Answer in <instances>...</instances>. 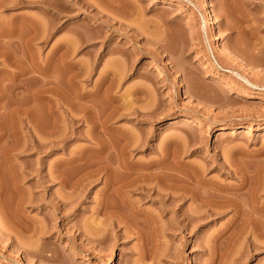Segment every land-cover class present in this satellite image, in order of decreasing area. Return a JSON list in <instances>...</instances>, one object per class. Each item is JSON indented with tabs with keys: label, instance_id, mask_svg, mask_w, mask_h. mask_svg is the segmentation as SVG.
<instances>
[{
	"label": "rangeland",
	"instance_id": "1",
	"mask_svg": "<svg viewBox=\"0 0 264 264\" xmlns=\"http://www.w3.org/2000/svg\"><path fill=\"white\" fill-rule=\"evenodd\" d=\"M29 1L34 4L0 7V93L16 90L21 103L32 102L29 97L37 90L35 79L42 76L30 73L13 82L9 74L27 68L32 59L46 64L59 42H77L81 31L92 40L73 57V63L89 69L77 88L69 89L59 67L52 71L54 64L51 75L40 79L63 81V95H69L68 99L76 95V89L77 94L90 96L88 105L96 107V113L101 111L100 116L105 113L102 120L114 107L113 115L135 114L110 116L108 123L104 120L113 130L109 135L113 148L119 147L120 132L134 133L140 145L147 142L145 149H129L132 166L156 164L168 154L173 170L182 165L188 170L198 168L207 183L232 189L241 185L245 173L253 175L264 169V0H207L215 13L213 27L206 25L210 10L204 6L205 0H122L126 2L123 7L121 0H48L60 11L61 19L37 3L48 1ZM72 1L76 6L67 8ZM8 3L14 5L12 0ZM202 58L208 65H201ZM209 69L216 75L208 77ZM160 71L165 76L160 77ZM180 82L184 89L179 88ZM228 85L233 88L227 89ZM82 101L78 105H84ZM7 102H0V128L9 130L6 138L0 137V264H264V252L252 251L247 240L238 239L236 226L227 231L233 213L209 218L184 231L172 226L181 213L176 216L168 205L165 211L159 197L147 198L140 192L126 195L142 212L153 216L149 231L142 233L144 237L131 236L129 231L126 236L122 226L118 235H107L99 246L95 223L106 191L105 179L86 184L76 194L46 180L73 154L98 149L91 141L97 134H92V125L77 124L72 136L68 120L64 149L46 154L24 152L26 126L7 115L10 110L3 109ZM43 105L36 102L33 107ZM70 106L66 107L69 115L79 120L85 115L80 107ZM175 119H192L195 124L171 126ZM198 124H203L201 130ZM35 134L43 139L41 133ZM64 168L67 179L71 178L73 168ZM258 180L264 190V177ZM196 208L193 201L183 207L188 212ZM75 255L80 258L75 260Z\"/></svg>",
	"mask_w": 264,
	"mask_h": 264
},
{
	"label": "bare ground",
	"instance_id": "2",
	"mask_svg": "<svg viewBox=\"0 0 264 264\" xmlns=\"http://www.w3.org/2000/svg\"><path fill=\"white\" fill-rule=\"evenodd\" d=\"M46 1H48V0H46ZM32 2H30L29 0H12V3H14V5H13V4H9L8 0H0V7L3 10L4 9L6 10V9H8V7L12 8V7L16 6L17 3L29 5ZM121 2H122L121 6L122 7L125 6L124 4L126 2L123 3L122 0H121ZM37 3H40L38 5H42L41 8L43 9V11L47 12L48 14L55 11L54 17H56L57 19H61V16L58 13L60 11L58 9L56 10L55 8H52V5L49 4V1L48 2H44V1L41 2L40 1ZM32 4H34V3H32ZM55 6H57V4H55ZM75 6H76L75 2L72 1L71 6L70 7L66 6V7L71 8V7H75ZM204 6L207 10H210L209 11L210 18H209V20L206 21V25L212 26L214 24L213 23L214 22L213 17H214L215 13H214L213 9H211L212 7H211L210 3H208L207 0L204 1ZM116 9L121 10L122 8L116 7ZM60 10H61V8H60ZM37 22L38 21H36L35 23H37ZM32 23H34V22L32 21ZM46 24H47V21H46ZM12 25H14V23ZM37 25H35V26H37ZM40 25H41V23H40ZM31 27H33V26H31ZM43 29H44V27H43ZM49 29H51V28H49ZM11 31H10V33H11ZM4 32H5V30H4ZM30 32H31V30H30ZM74 33L76 34V31ZM86 34L84 35V33H82L81 31H78L77 42H74L76 39L73 40L71 43L68 40H65L64 42L61 41L62 43L59 42V45L56 47V53L54 54V56H52V58L46 64L38 63L36 61L37 59L36 60L32 59L28 63L29 65L25 66L27 68L22 69L23 67L22 68L20 67L22 70H20V72L18 71L19 73L9 74V75H11L13 82L19 81L20 77H23V76L30 74V73L31 74L35 73L36 75L39 74L43 78L46 77L47 74L51 75L50 70L52 69V66L54 64L56 66H53L54 68L52 69V71H54V69H56L55 67H57V66L59 67L58 69L61 70L59 72L62 73V76H65L68 79L69 87H70L69 89L71 90V88H74V89L77 88V85L79 82L78 80L82 76L85 77V75L88 73L89 69L87 67L85 68L84 64H82V63H81L82 65L77 64L78 62L73 63V61H74L73 57L75 56L77 51H79V48L81 49L82 46L84 47V45H87L88 42H91L92 39L90 38V40H89V38H87L89 34L88 35H86ZM42 39H44V38H42ZM8 46H11V45H8ZM9 53H10V51H9ZM9 53H8V56H9ZM1 55L3 56L4 52ZM5 55H7V54H5ZM28 58H27V60H28ZM236 58H238V57H236ZM17 60H18V58H17ZM201 60H202L201 61L202 66L208 65V63H209L208 60H206L205 58H202ZM16 63H18V62H16ZM16 63H14V64H16ZM93 65H94V63H93ZM17 67H19L18 64H17ZM11 72H13V71H11ZM55 73H57V72H55ZM207 73H208L207 74L208 77L216 75V73L210 69L207 70ZM4 75H8V74L5 73ZM33 76H34V74H33ZM163 76H165L164 72L160 71V77H163ZM177 76H178V78H180V75H177ZM42 77H40V78H42ZM121 77H120V79H121ZM40 78L35 79V80H37L35 83L37 85V90L33 94L32 97H29V98H32L33 103L30 101H27V98L25 100V101H27L26 103L23 102L22 100H21L22 101V103H21L19 101V99L21 98V97L19 98L20 93L16 92V90H13L11 93H9V91H8V93L1 92L0 93V102L3 103L5 100H7L8 102L5 103V105L3 106V109L10 110L7 115L16 119L18 122H21V123L23 122L26 126V129H27L26 132H28V133H26V135L28 136V143L25 145V148L27 147V149L23 148V149H25L24 152L26 150L27 151L37 150L39 153H43V154L45 153L46 154L49 151L51 152V151L57 150L59 148L64 149L67 146L66 143L68 140L67 139L68 137H66V136H68V135H66L67 129H68V127L66 128V125H67L66 121H68V120L70 121L69 123H71V126H72V129L69 128L72 130V131L69 130V131H71L72 136L76 135V129L77 128L75 129V126H78L77 124H79V123L81 124V122H82V123H87V124L89 123L88 125H90V124L92 125V134L95 132L97 134H96V136L93 135V137H91V141L93 144L94 143L97 144L98 149H95V150L94 149H92V150H84L83 149L82 151L80 150V152H78V153L74 152L75 154H73V157L71 158V160H69V162H66V163L60 162L58 164L57 168L49 173L50 175L47 177L48 179H46V180H48L49 182H54V183L58 182L61 185V188H63V189L69 188L73 194H76V192L79 191L81 187H85L86 184L87 185L92 184L97 179L98 180L102 179V178L105 179L106 191L102 197V201L100 202L97 221L95 223V225H96L95 228L97 230V239H98L99 244H100L99 246H102V241L105 239V237L107 235H112V236H113V234L118 235L117 230L121 229L122 226H125L124 227L125 233L129 231V234L130 233L132 234L131 236L135 235L136 237L137 236L140 237V235L142 237H144L143 236L144 234H142V233H145L144 231H146V230H147V232L149 231L148 226L154 224L153 223L154 222L153 216L151 214L144 213V211L142 212L138 208L137 204L132 203L127 198V195H126L127 192H130V193L140 192L139 193L140 195H142V196L144 195L147 198L148 197L152 198L153 196H155L157 198L159 197L163 202L164 209H165V207L167 208V205L169 207H173L174 213L176 214V216L178 215V212L181 213V216H177L176 217L177 219L172 222V226L177 227V228H181L184 231L189 230V228L192 227L193 225L200 224L201 222H203L209 218L217 217V216L223 215L227 212L233 213V219L231 221V225L227 228V231L231 230L233 227L236 226L235 227V234H236L238 239L244 238L245 240H247V241H245V243L248 242L247 245L249 246V248L252 251H255L258 253L264 252V202L262 200L263 195H264V194L262 195V193H264V190H261L260 186L257 185V180L259 178L261 180V177H264V169H262V171H260V172L259 171L258 172L255 171L256 173L253 172L254 173V174L252 173L253 175H249L251 173H245L244 175L241 176V178H242L241 179L242 180L241 185L237 188L232 189V188H226V187H222L219 185L207 183L204 180L205 178L203 176V171L198 169V168H191V170H188L185 166L182 167L183 165L181 166V164H180L181 167H178V168L173 170V168L169 167L171 157L168 154L163 156L161 161L156 163V164H149V165L144 164L145 166L142 165L140 167L138 166V168L137 167L135 168L134 166L131 165L132 163L130 162L131 156L129 154V151H130L129 149L132 147H134V148L140 147L141 149H145V147H147V144H146L147 142L144 141L146 143L143 142V144L141 143V145H140V143H139L140 139L137 138V136L134 133L133 134L131 133L128 136V134L126 132H120V133H117V134H119L118 135L119 137L117 138L119 140V142L117 143L119 147H118V149L113 148L112 144L109 143L112 141L111 140L112 137L109 135H110V132L113 130L109 126L106 125L109 122V120L111 121V118L109 119L110 116L113 119V117L116 115H119V118L122 116L124 118V115H125V117H127V116L129 117V116H132L133 114L126 116V114L124 112H123L124 114L119 113L120 112V110H119V112H118L119 114L116 113V115H113L117 111V109H115V107H114L113 111L111 110V112H108L111 114L113 113L112 114L113 116L111 114L110 115L108 114V116H107V112H106V117H105L106 120L104 119L105 121H107V123H106L104 120H102V117L105 115V113H103V116H100V115H102L101 111L96 113V112H94L96 107L94 109H92L94 106L92 107V106L88 105L91 102L90 100H89V102L87 100L90 96H88L86 94L81 96V95L77 94L78 91H76L77 90L76 89L75 90L76 95H74L73 98H71L72 100L68 99L67 97H69V95H67V97L64 96L66 94H65V91L63 88V86H64L63 81L59 80V82H57L58 81L57 80L55 83H53V82H49V81H46V80L40 79ZM47 78H48V76H47ZM58 79H60V78H58ZM64 80H66V79H64ZM0 81H1V79H0ZM52 81H54V80L52 79ZM20 83H21V81H20ZM179 84H180L179 85L180 89H184L186 87L184 85V83H182V82H180ZM19 85H21V84H19ZM110 87H111V85H110ZM16 88H19V87H16ZM226 88L230 89V88H233V86L228 85ZM74 89H72L71 91H73ZM107 92H105V93L107 94ZM70 93H72V92H70ZM73 94H71V95H73ZM80 94H82V93L80 92ZM25 97H23V98L25 99ZM239 98L240 97H238L237 100H239ZM95 99H96V96H95ZM68 100H71V101H68ZM81 100H83L85 102L84 105H80V104H83L81 102L78 105V102ZM97 101H98V99H97ZM36 102H38V103L41 102L44 104L43 106H40V107L44 108V109H42L43 111L40 110L39 106H38L39 108L33 107L34 103H36ZM68 104L69 105L71 104V106H72V107L70 106L71 108L76 109V107L77 108L80 107L79 111H82V112L84 111L85 115L84 116L80 115V116H82V118L80 120L73 117L75 115L72 114L73 113L72 111H70V112H72L71 114L73 116L69 115L68 114L69 111L66 108L69 106ZM92 104L95 105L94 103H92ZM107 105H109V104H107ZM133 109L134 108H132V110ZM0 110H1V107H0ZM105 110H102V111H105ZM114 110H116V111H114ZM127 110L126 111L129 112L131 109L129 108ZM39 111H41L43 113L45 111V115H42L43 113L40 114L41 112L39 113ZM138 111H140V110H138ZM98 113H99V115H98ZM139 113H141V112H138V115H140ZM76 114H78V112ZM142 115L144 116L145 114L143 113ZM142 115H141V117H143ZM10 117H8V118H10ZM77 117H79V116H77ZM12 118H10V119H12ZM138 118H140V117H138ZM14 119H12V120H14ZM141 119H143V118H141ZM16 120H14V121H16ZM181 122H184L187 125L195 124V122L192 121V119H184V121L183 120L179 121V119H175V120L171 121L170 125L174 126V125L180 124ZM30 124L33 127V128L31 127L32 129L29 127ZM83 125H85V124H83ZM202 125L203 124H198V126H199L198 130H201L203 128ZM71 126H69V127H71ZM106 126L109 127L111 130H109ZM99 128L103 129L102 133H100L101 131H98ZM0 131L2 133L0 135L1 139L6 138L9 135V132H8L9 130H7L5 128H4V130H1V128H0ZM35 133H38V134L41 133L43 135V139H40L38 136H36ZM125 133H126V135H125ZM71 135H70V137H72ZM133 135L135 137H133ZM87 136L88 135H86V137ZM105 137H108V139L110 137L111 138L108 140ZM87 138H89V137H87ZM135 138H137L138 141ZM110 144H111V146H110ZM114 146H115V144H114ZM134 148H132V149H134ZM13 150H15V149H13ZM174 162H175V158L173 157L172 165ZM1 166H3V164ZM64 166H67L70 169L73 168V170H74V173L72 175L73 178L69 177L70 180H69V178L67 179L68 176L66 177V175H65L66 173H64L65 168H64V170L62 169V167H64ZM1 171H2V169H1ZM125 172H127V173H125ZM100 175L103 177H101ZM2 183H3V181H2ZM258 184H260V183H258ZM2 186H3V184H2ZM16 188H17V186H16ZM189 201H193V203L196 204L197 208L195 211L188 212V211H185L183 209L185 204ZM62 205H63V202H62ZM177 208H179V211L175 210ZM165 211H166V209H165ZM144 221H146V222H144ZM150 228H151V226H150ZM125 233H124V235L127 236L128 234L127 233L125 234ZM249 236L254 237V238L257 237V238H259V240L257 238H255L254 240L251 241L247 238ZM260 238H262L263 241L262 240L260 241ZM78 258H80V257L78 255H75L74 259L76 260Z\"/></svg>",
	"mask_w": 264,
	"mask_h": 264
}]
</instances>
